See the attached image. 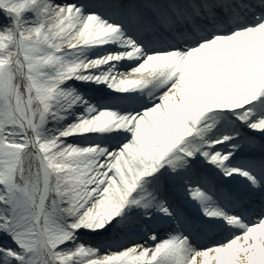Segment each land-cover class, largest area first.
I'll return each instance as SVG.
<instances>
[{
    "label": "snow or ice",
    "instance_id": "1",
    "mask_svg": "<svg viewBox=\"0 0 264 264\" xmlns=\"http://www.w3.org/2000/svg\"><path fill=\"white\" fill-rule=\"evenodd\" d=\"M0 264H264V0H0Z\"/></svg>",
    "mask_w": 264,
    "mask_h": 264
}]
</instances>
